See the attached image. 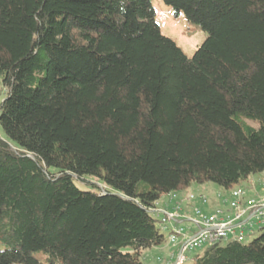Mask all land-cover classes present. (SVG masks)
<instances>
[{
	"label": "trees",
	"instance_id": "obj_1",
	"mask_svg": "<svg viewBox=\"0 0 264 264\" xmlns=\"http://www.w3.org/2000/svg\"><path fill=\"white\" fill-rule=\"evenodd\" d=\"M162 1L192 56L151 0H0V264H142L160 198L264 172V0ZM258 231L192 264H264Z\"/></svg>",
	"mask_w": 264,
	"mask_h": 264
},
{
	"label": "built area",
	"instance_id": "obj_2",
	"mask_svg": "<svg viewBox=\"0 0 264 264\" xmlns=\"http://www.w3.org/2000/svg\"><path fill=\"white\" fill-rule=\"evenodd\" d=\"M261 187L264 189V178ZM166 196L173 202L172 207L159 208L157 201L151 213L159 220L160 230L168 232V244L179 250L171 254L175 258L172 264H183L187 260L184 253L188 250H198L218 242H241L244 233L238 231V227L248 223L252 228L255 218L256 224L264 223V199L248 198L246 190L240 186L232 189L231 197L222 202V205H227L230 214L219 207L209 213L204 212L202 206L207 203L206 197L193 194H188L187 201L198 202L200 206L192 207V214H185L180 202L175 201L177 196L174 192ZM183 222H189L190 226L180 225ZM193 226L196 229L192 232Z\"/></svg>",
	"mask_w": 264,
	"mask_h": 264
},
{
	"label": "rangeland",
	"instance_id": "obj_3",
	"mask_svg": "<svg viewBox=\"0 0 264 264\" xmlns=\"http://www.w3.org/2000/svg\"><path fill=\"white\" fill-rule=\"evenodd\" d=\"M151 3L155 10V20L160 28L162 35L172 39L186 56H192L196 49L204 42L207 37V34L202 31L198 26L194 25L192 22L187 20L184 14L174 16L171 7L165 5L162 0H151ZM3 94L4 88L0 80V99L3 97ZM0 136H3L1 130ZM257 175L258 174H254V176ZM89 179L91 180V178ZM239 186L246 190V187H243L244 183L236 185L232 189L237 188ZM232 189L224 190L223 188L213 183H193L190 185V187L184 190V192L196 196L197 194H204V197H206L209 202L212 201L213 203V201H219L221 205H218V207L221 208L222 202L225 199H229L231 197ZM160 200H163V198H161ZM202 207L204 208L205 206ZM252 223V228L249 227L248 223L241 228L238 227V231H243L244 233L243 239L241 241L242 243H248L258 234L260 225L256 224L257 219H253ZM157 225L159 226V223ZM162 234L164 236L165 242L161 246L157 247V249L150 248L145 250L142 256V264H172L174 262L175 258L171 257V254L178 253L179 250L172 248V246L168 244V232L163 231ZM221 244L224 245L226 244V242H221ZM202 251L203 248L198 250L186 251L184 254L187 260L183 264H192L194 257L196 255H200ZM154 255H156L155 258L152 257ZM36 256H38L40 259H43L42 253H38L36 254ZM160 260L162 261L158 262Z\"/></svg>",
	"mask_w": 264,
	"mask_h": 264
},
{
	"label": "crops",
	"instance_id": "obj_4",
	"mask_svg": "<svg viewBox=\"0 0 264 264\" xmlns=\"http://www.w3.org/2000/svg\"><path fill=\"white\" fill-rule=\"evenodd\" d=\"M263 178H264V172L258 173L257 176H254V175L250 176L244 182V186L243 187H246V195H247L248 198H253L255 200L264 199V189L261 187V180ZM188 194H190V193H185L184 191L177 193V195H176L177 197H176L175 201L180 202V205L183 208V211H184L185 214H192L191 212H192L193 205L194 206H200V204L198 202H188L187 198H186L188 196ZM200 195L204 196V194H200ZM197 196H198V194H197ZM162 198H163V200H160L161 198L158 200V205L157 206L159 208H168V209H170L172 207V203L173 202L169 201L167 196H164ZM218 205L219 206L221 205L219 203V201H217V202L213 201V203H212V201L209 202V200L207 199V203L204 205L205 206L204 208L202 207V210L204 212H206V213H209V212H211V210L213 208L218 207ZM221 208L225 211V213H228V214L231 213L229 211L227 205H222ZM180 225L187 227V226H190V223L189 222H183ZM195 229H196V227L193 226L192 232L195 231ZM152 248L153 249H157V247L156 248L152 247ZM172 248H175V247H172ZM156 255H158V254H156ZM156 255H154L152 257L155 258ZM161 261L162 260H160L158 262H161ZM165 264H168V263H165Z\"/></svg>",
	"mask_w": 264,
	"mask_h": 264
}]
</instances>
